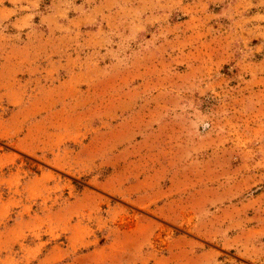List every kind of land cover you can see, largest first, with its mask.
<instances>
[{"label": "rangeland", "instance_id": "obj_1", "mask_svg": "<svg viewBox=\"0 0 264 264\" xmlns=\"http://www.w3.org/2000/svg\"><path fill=\"white\" fill-rule=\"evenodd\" d=\"M62 5L0 101V264H264V0Z\"/></svg>", "mask_w": 264, "mask_h": 264}, {"label": "crops", "instance_id": "obj_2", "mask_svg": "<svg viewBox=\"0 0 264 264\" xmlns=\"http://www.w3.org/2000/svg\"><path fill=\"white\" fill-rule=\"evenodd\" d=\"M15 2L11 5L0 6V101L7 104L16 103L21 98V94L17 89V74L38 71L40 75L38 79L46 78L43 76V71H47L50 66L61 67L59 59L55 56L59 55V51H53L47 47V34L57 33L59 25L73 23V20H80L81 10L76 11L75 16L67 17L62 15L65 7L63 0H52L49 4V10L44 11L43 14L37 11V7L22 2L21 0H12ZM76 6L78 7L79 3ZM82 7H85L82 5ZM94 8V6H92ZM92 8V9H93ZM87 8L86 10H88ZM85 10V11H86ZM34 12V13H33ZM80 22V21H79ZM6 25L7 30L3 27ZM37 26V27H36ZM20 35L21 40L16 41L15 37ZM55 55L54 57H50ZM50 87L47 82L41 84V87L35 93H29V100L33 98H42V88ZM59 87V84L54 86ZM53 88V87H52ZM25 97V96H24ZM60 98V97H59ZM8 125L0 130V135L13 134V127L9 125V118H7ZM11 149H3L0 151V158L9 156L13 152ZM16 157L13 155V159ZM74 167V165H73ZM60 168V166H59ZM48 168L40 167L39 170L34 171L32 179L38 180L43 177ZM30 182V179L26 183ZM140 198V201L148 197Z\"/></svg>", "mask_w": 264, "mask_h": 264}]
</instances>
